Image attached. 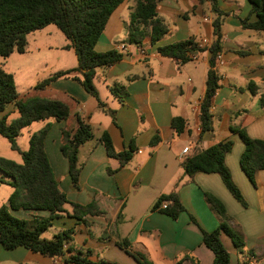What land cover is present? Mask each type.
Listing matches in <instances>:
<instances>
[{
	"label": "crops",
	"instance_id": "obj_1",
	"mask_svg": "<svg viewBox=\"0 0 264 264\" xmlns=\"http://www.w3.org/2000/svg\"><path fill=\"white\" fill-rule=\"evenodd\" d=\"M134 6V0H126L113 12L95 47L97 52L116 49L123 54L116 64L99 68L94 79L100 101L115 112V118L72 78L59 79L40 90L46 94L44 99L64 102L70 109L66 121L42 122L37 129L51 123L45 150L60 189L71 202L82 206L95 202L101 212L79 219L69 205L42 237L52 240L60 231L75 229L73 242L67 246L68 254L88 253V259L94 263L138 264L120 247L127 241L132 252L141 254L151 264H174L180 260L182 264H213L214 254L203 244L202 234L219 225L205 199V193H209L224 204L232 226L244 235L246 249L254 253L256 261L249 260L248 264H264V170L256 174L254 186L240 165L245 146L231 131L232 127L244 128L251 138L264 140V108L260 105L264 95V33L242 27L241 20H256L249 1L216 0L218 10L228 13L222 17V49L215 67L222 79L212 101L213 131L203 136L200 106L206 92L211 53L206 50L193 61L181 64L161 56L157 49L188 40L209 49L215 41L213 20L217 17L212 3L160 0L156 12L166 24L167 33L155 45L146 38L141 46L128 42L127 27ZM67 44L62 42L54 48L63 50ZM44 47L53 48L49 43ZM65 51L68 57L72 58V52L75 55L73 50ZM75 62L74 67L63 62L57 72L76 69V55ZM114 85L125 86L124 103L112 94ZM12 113H16V107L9 105L0 113V119ZM76 114L97 129L95 138L79 153V189L73 186L68 160L60 151L61 131L77 129ZM174 118L186 121L184 132L178 134L172 128ZM104 131L117 152L129 149L131 144L136 146L137 152L129 164L121 166L118 160L107 156L98 141ZM155 138L158 143L152 146ZM228 140L234 146L225 162L246 206L234 198L219 175L197 173L190 178L184 176L181 166L187 156ZM185 148L189 150L183 154ZM173 192L185 208L177 220L153 210L162 195ZM11 213L28 221L50 215L26 210ZM221 239L230 252L231 264H240L241 257L230 238L222 235ZM0 264L64 262L62 258L44 257L23 247L6 250L0 244Z\"/></svg>",
	"mask_w": 264,
	"mask_h": 264
},
{
	"label": "trees",
	"instance_id": "obj_2",
	"mask_svg": "<svg viewBox=\"0 0 264 264\" xmlns=\"http://www.w3.org/2000/svg\"><path fill=\"white\" fill-rule=\"evenodd\" d=\"M126 0H0V57L9 58L14 52L23 54L27 51L28 36L41 31L50 25L56 26L65 37L68 44L65 50H73L78 61L76 69L59 71L39 82L33 90L46 89L53 82L72 78L77 80L85 90L99 103V107L115 118V112L108 110L100 101L94 84L99 68L110 67L119 62L123 54L116 49L106 52H97L96 44L102 36L108 20L113 12ZM160 0H134L130 23L127 27L128 42L141 46L146 38L151 44H156L167 33V26L156 12ZM212 10L217 15L213 20L215 41L209 49L200 47L192 40L161 46L157 49L163 57L171 58L181 64L193 61L201 52L209 50L211 53L210 69L207 74L206 92L200 106L201 135L213 131L212 101L220 88L221 75L216 71L218 56L221 53L222 17L228 15L218 10L216 0H209ZM251 5V14L256 20L249 22L241 20L244 29H252L264 33V0H248ZM255 86V85H253ZM252 91V87L250 85ZM112 94L124 103L127 91L123 85H114ZM9 105L16 107L18 117L11 123L9 115L0 119V137L8 141L11 149L22 157V164H17L0 156V171L4 177L0 184H7L13 188V193L7 205L0 207V244L6 250L23 247L44 257L62 258L64 264H108L94 263L88 259V253L78 252L68 254V244L73 242L75 229L63 230L57 233L52 240H46L42 235L52 226V221L66 212L67 205L72 206L73 215L82 219L87 214L101 213L95 202L82 206L71 202L64 194L56 180L52 166L45 150V139L51 128L48 123L43 129L34 132L28 140V149L22 151L17 144V138L24 129L36 122L66 121L70 116L69 106L58 100L30 97L20 99L14 75L0 67V113ZM260 105L264 108V95L260 97ZM77 129L69 131L62 129V143L60 151L68 160L69 175L73 186L80 188L79 177L81 165L79 153L81 148L95 138L97 129L88 124L80 114L75 115ZM176 133L184 132L187 123L183 118H174L171 122ZM231 131L242 140L245 149L241 155L240 165L255 186V176L264 170V140L251 138L244 128L232 127ZM105 148L111 159H116L121 166L131 162L137 152L136 146L131 144L129 149L117 152L111 137L102 132L98 140ZM155 138L151 145L155 146ZM231 140L219 142L206 150L189 155L182 161L184 176L193 177L197 173L217 174L234 198L242 205L246 202L233 181L225 159L233 149ZM205 199L210 209L217 215L218 227L211 232L202 231L203 244L214 254L213 264H231L230 252L222 242V235L232 241L239 256L240 264H248L255 260L254 253L246 249L244 235L238 227L232 226V218L224 204L215 196L205 193ZM170 202L166 209H162L163 202ZM26 210L48 212L49 217H34L32 221L18 218L11 211ZM177 220L185 211L177 193L162 195L153 207ZM196 222L194 218H191ZM138 264H151L141 254L132 252L127 241L120 244ZM174 264H182V260Z\"/></svg>",
	"mask_w": 264,
	"mask_h": 264
},
{
	"label": "rangeland",
	"instance_id": "obj_3",
	"mask_svg": "<svg viewBox=\"0 0 264 264\" xmlns=\"http://www.w3.org/2000/svg\"><path fill=\"white\" fill-rule=\"evenodd\" d=\"M48 39H50L49 42H47ZM62 42H66L64 36L56 26L50 25L42 32L38 31L28 36V46L25 53L14 52L7 59L0 57V67L14 75L20 99L25 100L30 97L44 98L45 93L33 90L39 82L56 73L65 61V66L67 67L77 66L73 52L70 54L72 55L71 58L67 56L68 52L64 49L54 48V46L60 47ZM47 43L51 44L53 48L45 50L44 46ZM17 117L18 113H12L8 118V122L11 123ZM41 124L42 122L33 123L31 127L22 131L21 135L17 138V144L20 149H28L30 135L37 132ZM0 156L19 164L22 163L21 155L13 151L8 141L2 137H0ZM1 177H4V175L0 171ZM12 191L10 185L0 184V207L7 205L8 197Z\"/></svg>",
	"mask_w": 264,
	"mask_h": 264
},
{
	"label": "built area",
	"instance_id": "obj_4",
	"mask_svg": "<svg viewBox=\"0 0 264 264\" xmlns=\"http://www.w3.org/2000/svg\"><path fill=\"white\" fill-rule=\"evenodd\" d=\"M203 44H204V45H207V44H208V41H207V40H204V41H203ZM121 48L123 49V47H121ZM218 59H220V56L218 57ZM188 150H189L188 148H185V149L183 150V154L187 153ZM169 204H170V202H168V201L163 202L162 205H161V208H162V209H166V208L169 206Z\"/></svg>",
	"mask_w": 264,
	"mask_h": 264
}]
</instances>
